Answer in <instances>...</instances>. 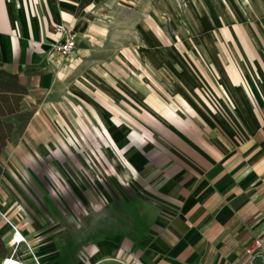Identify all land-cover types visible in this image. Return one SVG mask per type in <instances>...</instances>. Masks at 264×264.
I'll list each match as a JSON object with an SVG mask.
<instances>
[{
	"label": "crops",
	"instance_id": "1",
	"mask_svg": "<svg viewBox=\"0 0 264 264\" xmlns=\"http://www.w3.org/2000/svg\"><path fill=\"white\" fill-rule=\"evenodd\" d=\"M186 1L0 0V69L34 112L23 135L40 114L76 128L57 90L95 129L109 208L87 264H248L264 243V0ZM56 24L76 36L68 57ZM7 214L0 193L11 253Z\"/></svg>",
	"mask_w": 264,
	"mask_h": 264
},
{
	"label": "rangeland",
	"instance_id": "2",
	"mask_svg": "<svg viewBox=\"0 0 264 264\" xmlns=\"http://www.w3.org/2000/svg\"><path fill=\"white\" fill-rule=\"evenodd\" d=\"M175 1L181 7L187 2ZM252 1L235 0L247 7H252L248 5ZM126 15L131 19L132 14ZM129 32V38L135 39V32ZM56 92L53 100L77 111L76 128L64 131L58 128L62 122L56 115L40 114L37 125L42 130H29L8 144L0 156V183L6 189L0 193L7 204V219L15 223L10 216L15 217L20 224L15 225L24 230L29 243L18 251L24 264H87L102 239L101 215L109 208L93 165L96 145L90 135L95 129L75 102L59 96L60 90ZM89 228H93V236L88 235ZM91 237L99 240L90 242Z\"/></svg>",
	"mask_w": 264,
	"mask_h": 264
},
{
	"label": "trees",
	"instance_id": "3",
	"mask_svg": "<svg viewBox=\"0 0 264 264\" xmlns=\"http://www.w3.org/2000/svg\"><path fill=\"white\" fill-rule=\"evenodd\" d=\"M27 94L26 87L18 76L3 68L0 69V154L4 148L18 140L33 117V111L21 110L20 104ZM10 253L0 236V262Z\"/></svg>",
	"mask_w": 264,
	"mask_h": 264
},
{
	"label": "built area",
	"instance_id": "4",
	"mask_svg": "<svg viewBox=\"0 0 264 264\" xmlns=\"http://www.w3.org/2000/svg\"><path fill=\"white\" fill-rule=\"evenodd\" d=\"M56 33L60 35V39L52 43L51 47L53 50L58 52L61 57H68L72 55L76 46V36L70 31L69 28L65 27L63 24H56L54 27ZM11 229V239L9 240L10 255L3 259L0 264H10L9 262H15L16 264H24L18 256V251L21 250L22 246L26 248L29 247L27 237L23 235L20 229L3 217ZM244 252L248 258V264H264V243L260 239H255L246 245Z\"/></svg>",
	"mask_w": 264,
	"mask_h": 264
},
{
	"label": "bare ground",
	"instance_id": "5",
	"mask_svg": "<svg viewBox=\"0 0 264 264\" xmlns=\"http://www.w3.org/2000/svg\"><path fill=\"white\" fill-rule=\"evenodd\" d=\"M9 263H10V264H16L15 262H11V261H10Z\"/></svg>",
	"mask_w": 264,
	"mask_h": 264
}]
</instances>
